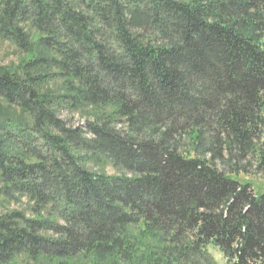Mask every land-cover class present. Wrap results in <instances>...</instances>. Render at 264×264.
<instances>
[{"label":"trees","instance_id":"1","mask_svg":"<svg viewBox=\"0 0 264 264\" xmlns=\"http://www.w3.org/2000/svg\"><path fill=\"white\" fill-rule=\"evenodd\" d=\"M0 39V264H264V0H0Z\"/></svg>","mask_w":264,"mask_h":264},{"label":"rangeland","instance_id":"2","mask_svg":"<svg viewBox=\"0 0 264 264\" xmlns=\"http://www.w3.org/2000/svg\"><path fill=\"white\" fill-rule=\"evenodd\" d=\"M19 53L16 51V49L7 41H3L0 39V64L6 65V66H15L18 63ZM60 116L62 118H65L69 120L72 124H80L84 121L85 115L81 114L80 112H73V113H67L65 111H61ZM254 165V164H251ZM217 166L219 168H222V165L220 163H217ZM106 171L108 173H114L113 169L111 167H106ZM239 176L246 180H249L253 183V185L256 188L264 189V178L263 176L255 171L254 166H249L247 168V173H239ZM26 207V199L22 198L20 201H6L0 197V213L5 210L10 209H19V208H25ZM210 253L214 256V258L218 261L219 264H225V260L223 259L220 252L214 248L209 249ZM17 264H37L30 262L24 258H21Z\"/></svg>","mask_w":264,"mask_h":264}]
</instances>
